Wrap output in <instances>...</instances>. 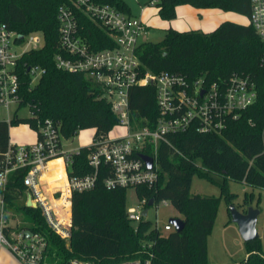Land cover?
Masks as SVG:
<instances>
[{"label": "trees", "instance_id": "trees-1", "mask_svg": "<svg viewBox=\"0 0 264 264\" xmlns=\"http://www.w3.org/2000/svg\"><path fill=\"white\" fill-rule=\"evenodd\" d=\"M96 1L130 14L124 0ZM154 4L163 20L174 19L181 4L236 11L248 18L251 14V0H156ZM61 6L76 9L92 47L115 45L110 32L74 7L72 0H0V22L20 34L41 32L45 38L44 47L28 51L21 58L26 67L39 65L45 69L33 85L26 68L22 71V99L18 108L28 106L35 117L19 118L16 114L10 121H0V160L8 149L12 126L35 127L36 120L49 118L59 124L63 138L93 129V140L97 142L119 124L111 103L94 82L83 73L65 71L56 65L55 56L60 52L57 15ZM137 55L145 68L154 73L167 71L191 79L203 77L208 82L227 79L233 73L250 75L256 83V101L221 133L189 130L169 134L170 143L160 144L159 180L153 187L138 186L136 192L139 200L146 199L147 205L151 199L156 204L170 202L186 222L180 232L162 234L149 219L136 224L130 221L127 188L108 189L104 180L109 165L101 163L96 186L73 193L72 235L67 242L48 227L39 208L26 205L23 182L26 169L12 172L6 191L8 210L12 218L23 213L29 221L27 228L45 236V264H67L76 257L109 264L145 257L146 251L153 253L152 264H211L208 237L215 225L220 197L193 193L194 177L208 178L219 185L231 203L234 193L229 189V181L264 189V66L261 62L264 42L252 24L226 20L210 32H180L171 28L161 41L141 42ZM129 104L135 128L155 126L159 109L153 85L132 87ZM94 148L95 143L83 146L72 155L70 175H84L93 170L89 155ZM245 243L247 257L235 264H264L260 236Z\"/></svg>", "mask_w": 264, "mask_h": 264}, {"label": "built area", "instance_id": "built-area-1", "mask_svg": "<svg viewBox=\"0 0 264 264\" xmlns=\"http://www.w3.org/2000/svg\"><path fill=\"white\" fill-rule=\"evenodd\" d=\"M72 3L108 30L115 45L102 49L92 47L83 33L76 9L61 6L57 15L60 52L55 56L56 65L65 71L83 73L94 82L118 115V125L125 126L127 133L120 138L108 135L100 141L93 140L95 148L89 155L93 170L84 175L69 174L72 155L79 149H63L60 126L52 119H38L35 127H30L36 135L34 142L20 144L10 140L0 160V254L6 249L22 264H45L47 240L40 232L32 231V235L27 237L25 230L30 229L10 223L15 218L8 210L6 191L12 172L26 169L23 178L26 205L30 203L31 207L39 208L48 227L69 242L73 225V193L96 186L101 163L109 165V174L104 180L108 189L153 187L161 173L160 144L170 143L169 134L189 130L221 133L257 98L256 83L247 74L233 73L227 79L208 82L203 77L191 79L167 71L152 72L145 68L137 55L141 36L146 30L140 18L96 0H72ZM249 20L264 42V0H251ZM44 45L45 38L41 32L24 35L0 22V104L7 107L20 105L23 69L26 68L31 77L30 85L43 75L44 68L39 65L26 67L21 58L28 51ZM261 62L264 66V56ZM147 85L156 88L159 117L153 128H135L130 117L129 92L134 86ZM32 115L35 117L33 112ZM141 155L152 158L151 167ZM58 159L63 161V175L52 181L45 179L51 172V163ZM146 207V199L139 200L137 206L127 208L128 219L135 224L148 219L143 215ZM151 222L162 234L175 231L170 222L163 228L158 227L157 222ZM146 253L145 257L109 264H152L153 253ZM67 264L99 263L76 257Z\"/></svg>", "mask_w": 264, "mask_h": 264}, {"label": "rangeland", "instance_id": "rangeland-1", "mask_svg": "<svg viewBox=\"0 0 264 264\" xmlns=\"http://www.w3.org/2000/svg\"><path fill=\"white\" fill-rule=\"evenodd\" d=\"M130 7V10L139 14L140 7L146 5L149 8L153 7L156 0H124ZM235 19H227L240 24H249L250 20L247 16L236 12ZM239 20V21H238ZM146 34H142L141 41H161L165 32L157 29L153 25L148 27ZM19 118L32 117V112L28 106L18 108L17 104H11L10 107L0 104V121H9L15 115ZM127 133L126 127L123 125H116L110 132L109 136L112 138H120ZM94 132L92 129L81 130L72 138H62L63 149L76 150L83 146L93 144ZM35 135L32 129L27 124H19L12 126L10 129V139L12 142L22 144L24 140H33ZM61 163V159H58ZM229 189L234 193L232 203L228 201L226 195L222 194L221 188L216 183L208 178L195 176L192 182L191 191L195 194L206 196L220 197L219 205L215 218V225L208 237V255L211 264H235L247 257L246 243L240 234L238 224L233 221L230 206H235L239 211L244 212L248 207H255L259 209L257 230L262 240L264 249V189L253 188L243 182L229 181ZM127 208L137 206L139 204V197L136 188H127ZM247 198L248 203H245ZM174 217L182 218L181 213L168 201H161L157 205L149 208L148 219L157 222L158 227L163 228L169 220ZM12 225H20V227H29L28 218L23 213L16 215L15 219L10 222ZM0 264H22L15 259L5 249L0 254Z\"/></svg>", "mask_w": 264, "mask_h": 264}, {"label": "crops", "instance_id": "crops-1", "mask_svg": "<svg viewBox=\"0 0 264 264\" xmlns=\"http://www.w3.org/2000/svg\"><path fill=\"white\" fill-rule=\"evenodd\" d=\"M151 1H154V0H151ZM140 8L141 9L139 11V14H135L130 10V15L140 18L144 22V24L146 25V30L144 34L149 32L148 27L150 25L157 27V29L163 30L165 33H166V30L171 29V28L174 30L180 31V32L187 31V30H200L203 32H210V31L215 30L222 22L226 21L227 19H235L234 13H231L229 11H225L219 8H196L190 4L178 5L176 8L177 15L172 20H163L160 17L158 13V8L155 6V4H153V7L151 8H149L146 5ZM35 140H36V135H35V138L31 141L24 140L23 144L32 143ZM61 163H62V160H61ZM61 163L58 162V160H56L55 162H52V165H51L52 169L50 173L54 171L53 168L56 170L58 169V171H61V168H60Z\"/></svg>", "mask_w": 264, "mask_h": 264}, {"label": "water", "instance_id": "water-1", "mask_svg": "<svg viewBox=\"0 0 264 264\" xmlns=\"http://www.w3.org/2000/svg\"><path fill=\"white\" fill-rule=\"evenodd\" d=\"M141 158L147 163L148 167L152 166V158L150 156L141 155ZM153 205H154V199H151L148 202L147 207L143 211L144 216L146 217L148 216L149 207ZM28 206H31V204L28 203ZM230 212H231L233 221H235L238 224L240 234L243 237L245 242L254 240L259 237V233L257 230L258 215L260 213L259 209L251 206V207H248L246 211L241 212L235 206L231 205ZM169 222L175 226L176 232L182 231L186 225L184 218H179V217L171 218ZM25 234L27 237H30L32 235V231L25 230Z\"/></svg>", "mask_w": 264, "mask_h": 264}, {"label": "bare ground", "instance_id": "bare-ground-1", "mask_svg": "<svg viewBox=\"0 0 264 264\" xmlns=\"http://www.w3.org/2000/svg\"><path fill=\"white\" fill-rule=\"evenodd\" d=\"M62 160V159H61ZM55 162V161H54ZM51 165H52V163H51ZM52 167V166H51ZM61 171H58V169L56 170V169H54L55 171L54 172H52V173H49V174H47L46 176H45V179H48L49 181H52V180H55V179H57L60 175H63V161H62V163H61Z\"/></svg>", "mask_w": 264, "mask_h": 264}]
</instances>
